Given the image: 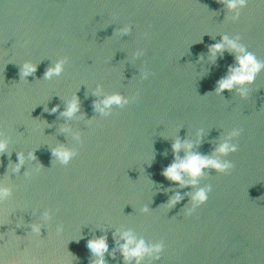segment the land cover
Wrapping results in <instances>:
<instances>
[{"label":"water","instance_id":"water-1","mask_svg":"<svg viewBox=\"0 0 264 264\" xmlns=\"http://www.w3.org/2000/svg\"><path fill=\"white\" fill-rule=\"evenodd\" d=\"M225 17L218 0H0V131L10 139L0 153V178L7 173L14 185L0 203L4 264H90L86 241L104 238L111 251L116 228L163 240L156 264H264V71L246 100L228 91L217 96L215 83L233 56L207 59L208 47L228 34L264 60V3L249 0L238 20ZM124 24L131 32L120 36L115 31ZM61 56L68 57L64 72L43 80ZM25 60L36 63L27 81L19 77ZM140 64L151 73L143 81ZM97 83L135 100L99 116ZM73 93L80 111L66 119L61 111ZM65 126L79 130L82 143L60 165L51 148L75 144ZM234 127L242 130L238 150L226 157L234 167L227 174L205 170L200 185L212 188L206 203L187 217L189 196L168 208L174 191H192L161 175L172 141H193V151L210 155ZM29 151L35 159L12 176L16 154ZM45 209L52 212L47 222ZM32 223L43 224L39 236ZM104 259L121 264L119 253Z\"/></svg>","mask_w":264,"mask_h":264},{"label":"clouds","instance_id":"clouds-1","mask_svg":"<svg viewBox=\"0 0 264 264\" xmlns=\"http://www.w3.org/2000/svg\"><path fill=\"white\" fill-rule=\"evenodd\" d=\"M226 12L225 19L236 21L240 17L241 10L244 9L249 0H218ZM264 3V0H260ZM120 36H127L131 32V27L124 24L115 31ZM239 35L229 36L222 35L218 42L211 44L207 49V59L210 63H214L218 56H222L224 52H228L233 56L234 63L227 66L225 74L220 77L216 83L213 93L217 96H222L225 91L232 92L241 100H246L250 94V86L254 84L257 75L264 71V60H260L257 56L248 51L246 46L240 42ZM141 52L137 51L133 54L134 60H141ZM203 59V57H198ZM68 63L67 56H61L52 61L51 65L45 71L43 80H52L55 77H60L64 72L65 65ZM36 71V63L31 60H25L20 64V80L27 81L26 77L32 76ZM151 73L140 64L138 79L143 81L148 79ZM93 95L97 97L93 101V109L99 116L108 117L113 111L125 109L132 104L135 97L129 99L121 93L104 90L102 84L97 83L93 89ZM59 105L50 109L51 112H56ZM80 111L78 97L73 93L66 100L65 106L61 111V115L66 119H72ZM93 120V119H92ZM92 120L86 121L91 123ZM62 132L71 133L72 139L75 141L73 146L65 144H57L51 148V154L54 158L53 163L60 165H68L69 162L77 156V145L82 143L81 133L79 130L72 131L69 127H62ZM202 129H197L195 144L198 145L202 135ZM240 128H232L224 133L216 144L210 155L201 154L193 151L194 142L190 140H181L178 136L171 143V151L173 154L172 161L165 166L161 175L174 184L177 188H190L189 193H181L174 191L167 201V207L171 208L189 196V202L186 207H183L185 217L190 216L198 207L205 204L208 200V195L212 188L210 184L200 185L202 177L208 175L205 170L210 169L216 174H227L233 167L232 161L226 159L232 153L238 150L236 139L241 134ZM10 143L9 137L0 131V153H6ZM183 153V155H181ZM17 161L11 166L10 172L12 176L20 173L21 166L26 160L35 159L32 151L27 155L24 152H18ZM41 168L37 166L33 171H39ZM25 177L30 175L26 169L23 173ZM9 175L6 173L0 178V203L9 200L14 191V185L9 182ZM142 213L149 211L148 207L140 209ZM52 212L48 209L40 213L41 220L47 222L51 219ZM42 223H32L30 232L37 236L40 235ZM62 231V225H57V232ZM114 247L109 250V246L104 238L88 239L85 243V248L90 260V264H106L104 259L105 254L110 258H115V254L119 253L121 264H156L161 258V253L164 249L163 240L155 242L146 241L142 236H138L131 228H116L113 233ZM0 264H4L0 260Z\"/></svg>","mask_w":264,"mask_h":264}]
</instances>
